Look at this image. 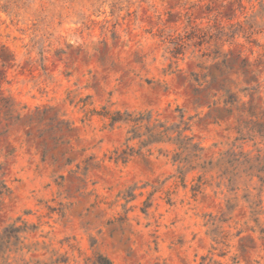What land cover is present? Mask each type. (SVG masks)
<instances>
[{"label": "rangeland", "instance_id": "1", "mask_svg": "<svg viewBox=\"0 0 264 264\" xmlns=\"http://www.w3.org/2000/svg\"><path fill=\"white\" fill-rule=\"evenodd\" d=\"M231 25L226 43L191 40L172 53L179 35ZM116 111H151L169 125L184 114L204 147L198 164L233 145L264 149L259 1L0 0V166L10 188L0 229L28 228L9 262L264 264L257 179L230 192L217 168L181 173L171 144L124 161L140 142H127L129 126H110L104 114ZM249 194L261 196L258 215Z\"/></svg>", "mask_w": 264, "mask_h": 264}, {"label": "trees", "instance_id": "2", "mask_svg": "<svg viewBox=\"0 0 264 264\" xmlns=\"http://www.w3.org/2000/svg\"><path fill=\"white\" fill-rule=\"evenodd\" d=\"M259 4L264 11V0H258ZM235 25H231L230 30L224 26L218 27L216 32L208 29L204 36L199 35L196 30L179 35L172 41L174 48L172 53L176 55L182 53V49L188 41L195 40L198 45L203 44L205 41L210 43L216 39L217 42L222 40L226 43L230 39H234L237 32L234 30ZM252 33L249 35V41L253 42ZM207 36V39L204 38ZM226 37V39H224ZM198 40V41H197ZM223 54V53H222ZM226 54H223V59L220 62L222 66L226 64ZM221 57L218 51L213 59ZM196 81H200L199 75L196 74ZM229 93V91H228ZM239 98L229 93L228 98L225 99V105H234ZM110 119V126L114 127L117 124L129 126L127 142L139 139L140 148L134 150L133 147L124 149L118 158L127 161L135 153H139L144 147H150L158 144H171L175 146V154L173 155V162L181 165V173L185 167L187 171L202 167L207 170L218 169L219 177L227 181V188L230 192H236L239 189L238 182L244 181L246 184L254 182L257 179L259 183L260 194L264 192V149H257L256 151H246L242 146L236 147L233 145L231 148L221 153V156L214 161L209 160L206 163L198 164L197 160L202 159L204 147L199 142L195 141V137L188 134L190 130L189 121L185 120V115L180 116L179 123L169 125L167 122L154 118L151 111L149 112H130V111H116L113 114L106 112L104 114ZM206 162V161H205ZM2 166H0V197L9 193L10 188L4 179V173H1ZM221 185V182H220ZM200 187V186H198ZM198 190V189H196ZM247 201L250 202L253 210V216L262 212V199L258 194L257 200H250L246 195ZM230 202V200H229ZM237 204L229 205L230 209H235ZM258 222V217L254 218ZM27 226H17L16 223L7 225L0 229V264H11L9 262L11 253H16L24 247L22 246L21 233L27 231ZM103 264H112L107 260Z\"/></svg>", "mask_w": 264, "mask_h": 264}]
</instances>
